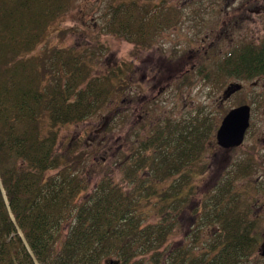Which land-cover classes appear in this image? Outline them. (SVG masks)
Returning <instances> with one entry per match:
<instances>
[{"label":"trees","instance_id":"16d2710c","mask_svg":"<svg viewBox=\"0 0 264 264\" xmlns=\"http://www.w3.org/2000/svg\"><path fill=\"white\" fill-rule=\"evenodd\" d=\"M72 4L0 0V264H246L260 239L235 184L248 173L240 164L200 199L203 214L188 241L168 247L176 214L198 195L212 119L190 126L167 117L134 131L131 155L122 159L125 187L111 172L92 184L89 153L59 149V127L100 112L122 78L91 76L73 48L31 54ZM143 10L136 1L118 5L106 28L146 44L152 29L171 26L178 15ZM209 75L264 78V37L230 47Z\"/></svg>","mask_w":264,"mask_h":264},{"label":"rangeland","instance_id":"374dc122","mask_svg":"<svg viewBox=\"0 0 264 264\" xmlns=\"http://www.w3.org/2000/svg\"><path fill=\"white\" fill-rule=\"evenodd\" d=\"M131 1L142 5L144 15L148 11L155 17L160 9H173L178 15L171 26L152 29L149 43L129 41L106 25L115 7ZM263 35L264 0H73L72 7L53 22L31 54H45L55 47L73 48L90 63L91 76L116 72L122 78L115 79L118 89L100 112L80 124L59 127V149L76 147L89 153L92 184L100 173L111 172L125 187L123 160L131 155L128 138L134 131H148L167 117L186 120L190 126L192 121L208 117L216 128L199 162L205 165V172L195 178L198 195L176 214L168 247L188 241L187 235L203 214L200 199L210 195L222 179L232 178L227 172L234 171L236 164L248 172L238 176L235 184L252 207L251 217L262 244L264 80L258 84V77L218 79L209 73L230 47L241 42L260 43ZM231 83L243 87L224 99L225 88ZM243 104L251 106L244 142L232 149L222 148L216 141L221 121L229 110ZM99 144L107 147H97ZM96 166L98 170H94ZM246 264H264V257L256 250Z\"/></svg>","mask_w":264,"mask_h":264},{"label":"water","instance_id":"95a60500","mask_svg":"<svg viewBox=\"0 0 264 264\" xmlns=\"http://www.w3.org/2000/svg\"><path fill=\"white\" fill-rule=\"evenodd\" d=\"M241 83H231L224 91V99L231 97L241 90ZM251 106L243 104L229 110L217 130L216 138L219 146L225 149H232L243 144L248 128L251 123ZM264 241V240H263ZM260 253L264 256V242L261 245ZM117 263L113 260L109 264Z\"/></svg>","mask_w":264,"mask_h":264},{"label":"flooded vegetation","instance_id":"af4514ba","mask_svg":"<svg viewBox=\"0 0 264 264\" xmlns=\"http://www.w3.org/2000/svg\"><path fill=\"white\" fill-rule=\"evenodd\" d=\"M263 80H264V79H263L262 77H258V78H257V82H258V84L263 83ZM263 84H264V83H263ZM261 245H262V244L260 243V245H259V247H258V249H257L259 253H260ZM260 255H261V253H260ZM261 256H262V255H261ZM262 257H264V256H262Z\"/></svg>","mask_w":264,"mask_h":264}]
</instances>
